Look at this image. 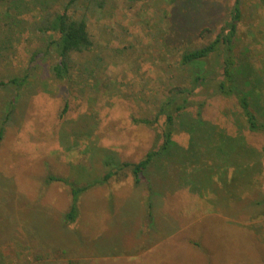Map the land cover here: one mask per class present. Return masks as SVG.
<instances>
[{
	"label": "rangeland",
	"instance_id": "374dc122",
	"mask_svg": "<svg viewBox=\"0 0 264 264\" xmlns=\"http://www.w3.org/2000/svg\"><path fill=\"white\" fill-rule=\"evenodd\" d=\"M29 3L0 52V82L30 75L21 88L0 87V264H264V166L248 153H261L264 135L238 129L244 118L231 99L208 101L207 127L188 123L196 109L187 110L177 149L151 166V189L129 169L100 183L162 142L164 118L153 127L134 120L153 119L168 76L180 74L170 62L215 37L233 0H111L89 22L95 47L74 57L69 83L52 77L49 57L32 60L44 39ZM242 10L234 53L260 82L264 106V0H242ZM74 185L89 188L65 225Z\"/></svg>",
	"mask_w": 264,
	"mask_h": 264
},
{
	"label": "trees",
	"instance_id": "16d2710c",
	"mask_svg": "<svg viewBox=\"0 0 264 264\" xmlns=\"http://www.w3.org/2000/svg\"><path fill=\"white\" fill-rule=\"evenodd\" d=\"M25 1L27 0H0V5L5 6L0 17L5 14L4 17L10 20L8 30L3 29L1 33L3 35L1 36L0 34V52L6 49L7 43L11 44L17 39L11 33L10 28L12 31L14 28H20L22 24L21 18H24L27 14L23 11V6L25 5L22 3ZM29 1L31 8L26 9L35 14L33 31L44 39V44L37 52L33 53L32 60L35 61L38 56L42 58L49 57L52 60L50 67L52 77L57 81L71 82L72 70L75 64L74 57L89 54L95 47V42L89 32V22L93 18L101 17L100 13L107 8L106 6L111 0ZM230 10L229 19L223 22L215 37L200 46H192V43L187 44L177 57V61L170 62L173 64L174 70H179L180 74L173 73V75L168 76L167 79L168 82H171V87H165L163 101L159 107L157 106L153 119L145 117L134 120L135 123L153 127L164 118V128L160 135L162 142L150 150L147 156L138 163H118L116 170L108 172L101 180V184L107 183L120 171L129 169L137 186L148 182L151 189L153 181L150 180L149 182L147 178L149 172L152 177L153 168L151 169V166L155 162L160 163V161H163L166 152L173 148L177 149L174 135L178 131L179 120L183 118L187 110L195 108L196 117L188 120V123L201 122L206 127L210 126V123L203 120V113L208 101L214 97L225 100L231 99L238 105L244 118V125L239 122L236 125L239 130H247L252 134L260 133L264 135V114H262L264 106L256 99L255 95L256 92L260 94L261 90L258 85L260 82L257 79L251 80V74H247L240 69L241 64L234 53L238 26L244 12L242 10V0H233ZM162 21H165V17H161L157 22ZM0 26H2L1 22ZM156 29L158 30L156 31ZM154 31L163 32L159 28H155ZM167 37L164 32L161 44L163 42L162 46L165 53L171 55L176 49L171 48ZM29 78L30 75L27 72L24 77L15 76L8 82H0V87L21 88L29 81ZM164 85L167 86L166 83ZM258 97L260 96L258 95ZM1 135L2 132H0V137ZM239 141L240 144L245 142L244 138H239ZM239 150L242 149H238L233 153L237 155L240 153ZM248 153L251 156L257 155L256 162L258 163V161L262 160L261 163L264 166V148L260 154L256 153L254 149H250ZM48 180L63 179H56V177L50 176ZM88 188L89 186L76 187L74 185L72 187V204L69 211L61 216L63 224L72 225L77 221L79 218V196L87 191ZM148 208L151 211V203ZM26 232L29 237L34 238L28 231ZM3 244L5 243L3 242L0 245ZM47 249L49 250V247ZM47 254L49 255V251H47ZM2 259H4V256L0 252V262ZM37 260H40V258Z\"/></svg>",
	"mask_w": 264,
	"mask_h": 264
}]
</instances>
